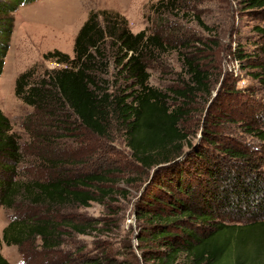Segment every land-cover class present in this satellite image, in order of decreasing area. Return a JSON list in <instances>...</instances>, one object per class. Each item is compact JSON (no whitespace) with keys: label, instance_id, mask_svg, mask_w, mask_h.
<instances>
[{"label":"trees","instance_id":"16d2710c","mask_svg":"<svg viewBox=\"0 0 264 264\" xmlns=\"http://www.w3.org/2000/svg\"><path fill=\"white\" fill-rule=\"evenodd\" d=\"M35 1L0 0V75L13 29V14L22 5ZM191 1L159 0L155 6L162 10V15L170 16L174 12L179 15L185 9L184 4L188 8ZM239 4L246 12L264 14V0H239ZM194 17L200 27L208 30L199 16ZM255 29L264 34V28ZM108 44L111 57L106 53ZM199 44L208 53L206 44ZM190 47L187 43L183 48ZM167 48L158 34H148L145 30L133 34L118 13L90 12L75 37L73 58L59 51L46 53L43 59L54 61L58 69L47 71L35 80L32 68L16 79L15 96L33 109L22 126L31 133L41 117L61 118L67 112H71L79 127L99 137H107L112 118L122 124L133 159L153 172L152 189L144 194L138 213L143 231L137 238L145 260L157 264H264L263 161L253 158L248 151L221 143L214 126L207 123L202 128L201 143L189 151V156L184 155V147L192 145L180 124L189 114L187 108L196 94H210L211 75L199 61L181 53L182 68L188 77L184 87L170 93L153 88L148 84L146 62L155 53L167 52ZM109 58L114 60L118 78L126 79L125 83L129 84L118 96L112 95L104 85L106 81L100 78ZM248 60L250 57L245 55L241 62ZM249 68L257 70L251 76L264 85V65ZM170 99L174 100L173 104L178 101L182 104L173 107L169 105ZM245 129L264 141V131ZM36 139L41 140L39 145L43 143L42 138ZM45 153L50 154L49 158L56 155L44 148L34 156ZM23 160L19 137L0 110V205L3 208L15 210L18 204L53 212L68 206L102 203L109 194L101 188L107 182L102 175H57L47 181H22L19 176ZM47 160L54 164V169L61 164L59 160ZM30 212L22 218L13 217L0 236V245L19 249L23 264L29 262L24 246L39 247L48 255L58 252L62 245L63 234L59 229L63 224L53 217L37 218ZM68 227L86 235L96 226L85 223ZM67 256L51 264H114L103 254ZM0 264H9L1 254Z\"/></svg>","mask_w":264,"mask_h":264},{"label":"rangeland","instance_id":"374dc122","mask_svg":"<svg viewBox=\"0 0 264 264\" xmlns=\"http://www.w3.org/2000/svg\"><path fill=\"white\" fill-rule=\"evenodd\" d=\"M157 2L159 0H37L22 5L13 14V29L0 75V110L19 137L24 154L19 178L47 181L57 175H102L107 182L101 188L109 191L102 203L68 206L56 209V213L18 204L15 210H8L0 205V236L13 217L22 218L30 211L37 218L53 217L63 224L59 229L63 236L58 252L44 255L39 247L22 248L29 257L28 264L60 262L67 259L68 254L74 257L103 254L114 264H157L144 259L137 238L143 231L138 213L144 194L152 189L153 172L133 159L122 124L112 118L107 137H99L79 127L71 112H67L61 118L41 117L31 133L22 126L33 109L15 96L16 79L32 68L35 80L41 79L47 71L58 69L54 61L43 59L46 53L59 51L73 58L75 37L90 12L118 13L133 34L145 30L163 37L167 52L155 53L154 58L146 62L150 74L148 84L153 88L170 93L184 87L188 77L182 68L181 53L199 61L211 75L210 94H196L187 108L189 114L180 124L192 145L184 147L185 156L201 143L202 128L207 123L214 126L213 131L219 135L221 143L248 151L264 164V141L245 129L253 127L264 131V85L251 76L257 70L247 69L264 65V34L255 29L256 26L264 28V14L246 12L239 0H192L190 7L184 4L185 9L179 15L174 12L169 16L160 14L162 10L155 6ZM194 16H199L208 30L200 27ZM187 43L191 47L184 50ZM199 43L206 44L208 53ZM109 47L110 44L106 46V53L111 57ZM245 55L250 60L241 62ZM108 61L107 68L99 70L100 78L106 81L108 91L118 96L129 84L125 83L126 79L118 78L114 60L109 58ZM173 102L170 99L169 105L180 107L182 104V101ZM63 128L66 131H57ZM36 137L42 138L43 143L39 145L41 140ZM44 148L56 155L34 156ZM47 159L59 160L61 164L54 169V164ZM261 169L264 171V167ZM85 223L96 226L86 235L68 227ZM0 254L9 264H23V256L16 246L2 243Z\"/></svg>","mask_w":264,"mask_h":264}]
</instances>
